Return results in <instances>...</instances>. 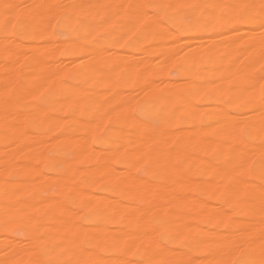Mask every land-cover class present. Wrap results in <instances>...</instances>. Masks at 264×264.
<instances>
[{"label": "bare ground", "instance_id": "obj_1", "mask_svg": "<svg viewBox=\"0 0 264 264\" xmlns=\"http://www.w3.org/2000/svg\"><path fill=\"white\" fill-rule=\"evenodd\" d=\"M262 24L264 0H0V264H264Z\"/></svg>", "mask_w": 264, "mask_h": 264}, {"label": "rangeland", "instance_id": "obj_2", "mask_svg": "<svg viewBox=\"0 0 264 264\" xmlns=\"http://www.w3.org/2000/svg\"><path fill=\"white\" fill-rule=\"evenodd\" d=\"M52 31H53V34H54L55 38H56L57 40H59L60 37H61V35H62V33H61V31L58 29L57 25H53V26H52ZM60 34H61V35H60ZM99 38H100V34L98 33V34L95 35V39L98 40ZM186 38L189 39L190 36H188V37L185 36V39H186ZM58 57H59L60 60H61V59H63V60L65 59L64 54H63V51H61V50L58 51ZM167 72H168V73H166L165 70H164V73H165L167 79H169V80H171V81L177 80L178 75H177V72H176L175 68H173V67H169V69H168V67H167ZM262 77L264 78L263 75H262ZM159 80H161V79H157V82H159ZM178 80H181V79H178ZM261 81H262V82H261ZM261 81H260V79H259L258 84L260 83V84H259L260 87H259V85H258V88H259L260 96H261V98L264 100V79L261 80ZM160 83H161V81H160ZM262 84H263V85H262ZM262 86H263V87H262ZM27 100H28V101H35V99H33V98H28ZM202 105L204 106V104H202ZM110 124H111L110 121H107L106 123H104V127L101 129L100 132H101V133H104V132L110 127ZM48 153L51 154V149L48 150ZM255 163H256V160H255V159H251V160H250V168H251V169H253ZM49 193H50L51 195H53V196L59 197V194H57L53 188H50V189H49ZM27 197H28L27 195L24 196V198H27ZM69 206H71L72 209L77 210L76 205H69ZM78 215H79L80 222H82L83 224H86V221H85V219H84V214H83V212H81V211H80V213L78 212ZM12 228H13V229H12ZM19 229H20V230H19ZM3 232L8 233L9 236H10V238H12V239H14V240L17 239V241L19 240V242H20V240L23 238V231H22V229H21L20 227L6 228V229H4ZM171 247H172L173 249H175V250L179 249L177 245H172ZM235 254H236V255H235ZM234 255H235V257H234ZM231 258H232V260H231V262H230L231 264H238V261H239V259H240L241 257H240V255H239V253H234V254H233V257L231 256ZM234 259H235V260H234ZM234 261H235V262H234Z\"/></svg>", "mask_w": 264, "mask_h": 264}, {"label": "snow or ice", "instance_id": "obj_3", "mask_svg": "<svg viewBox=\"0 0 264 264\" xmlns=\"http://www.w3.org/2000/svg\"><path fill=\"white\" fill-rule=\"evenodd\" d=\"M262 27H264V24H262Z\"/></svg>", "mask_w": 264, "mask_h": 264}]
</instances>
